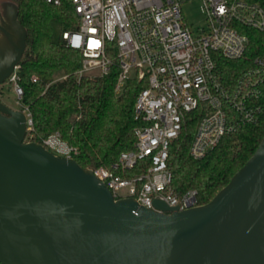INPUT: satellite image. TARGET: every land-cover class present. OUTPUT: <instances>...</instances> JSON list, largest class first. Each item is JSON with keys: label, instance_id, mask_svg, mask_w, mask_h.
<instances>
[{"label": "built area", "instance_id": "2783aa9c", "mask_svg": "<svg viewBox=\"0 0 264 264\" xmlns=\"http://www.w3.org/2000/svg\"><path fill=\"white\" fill-rule=\"evenodd\" d=\"M186 1L71 0L77 27L61 32L65 45L81 52L78 77L107 75L116 66V93L130 79L142 85L134 102L138 125L133 128V148L121 152L110 167L89 169L115 199L133 197L148 208H154V199L179 210L199 205L195 190L173 191L167 166L170 144L179 136L187 114H200L188 149L190 157L199 160L225 134L256 123L262 109L264 57H255L230 84L221 81L215 57L245 55L249 41L245 30L264 31V0H200L206 26L196 31L183 16ZM18 69L19 64L8 82L13 83L19 110L26 116L24 142H34L31 113L20 103ZM40 144L60 157L73 158L77 153L58 131Z\"/></svg>", "mask_w": 264, "mask_h": 264}, {"label": "water", "instance_id": "95a60500", "mask_svg": "<svg viewBox=\"0 0 264 264\" xmlns=\"http://www.w3.org/2000/svg\"><path fill=\"white\" fill-rule=\"evenodd\" d=\"M10 4L0 86L26 47ZM25 134V114L0 98L1 264H264V136L210 201L179 210L115 199L91 169Z\"/></svg>", "mask_w": 264, "mask_h": 264}, {"label": "trees", "instance_id": "16d2710c", "mask_svg": "<svg viewBox=\"0 0 264 264\" xmlns=\"http://www.w3.org/2000/svg\"><path fill=\"white\" fill-rule=\"evenodd\" d=\"M7 1L15 6L17 19L26 29V47L17 76L22 89L20 103L32 117L33 141L41 143L58 131L77 148L73 159L81 167H110L121 152L133 148V128L138 125L134 102L142 85L130 79L116 93V66L107 75L77 76L82 65L81 52L66 46L61 37L62 31L77 27L78 17L71 0H59V5L46 0ZM261 3L264 5V1ZM55 26L60 30L58 40L54 39ZM245 32L249 41L242 58L226 59L218 54L215 57L216 71L225 84L234 82L255 57H264V31L247 28ZM260 103L262 109L256 123L225 134L220 144L199 160L191 158L188 149L200 114H187L179 136L169 147L167 166L173 191L181 194L195 190L198 204L202 205L229 182L264 136V86ZM139 171L137 167L133 170Z\"/></svg>", "mask_w": 264, "mask_h": 264}, {"label": "rangeland", "instance_id": "374dc122", "mask_svg": "<svg viewBox=\"0 0 264 264\" xmlns=\"http://www.w3.org/2000/svg\"><path fill=\"white\" fill-rule=\"evenodd\" d=\"M182 12L185 18V21L190 26L191 30L196 31L202 27L206 26V19L201 11V1L200 0H189L182 4ZM55 35L54 39L58 40L60 30L55 26ZM59 77V76H57ZM57 79H60L57 78ZM3 94L1 95L2 101L9 107L13 109H19L18 97L14 92L13 83H6L2 85Z\"/></svg>", "mask_w": 264, "mask_h": 264}, {"label": "flooded vegetation", "instance_id": "af4514ba", "mask_svg": "<svg viewBox=\"0 0 264 264\" xmlns=\"http://www.w3.org/2000/svg\"><path fill=\"white\" fill-rule=\"evenodd\" d=\"M10 3L11 2H9L7 0H0V26L3 27V28H8L9 27V15L12 12ZM1 36H2V34H1V31H0V37ZM6 83H8V79L5 81L4 84H6ZM0 94H3L2 88H0ZM0 98H1V95H0ZM1 101H2V98H1Z\"/></svg>", "mask_w": 264, "mask_h": 264}, {"label": "snow or ice", "instance_id": "6c2138e0", "mask_svg": "<svg viewBox=\"0 0 264 264\" xmlns=\"http://www.w3.org/2000/svg\"><path fill=\"white\" fill-rule=\"evenodd\" d=\"M95 43V42H94Z\"/></svg>", "mask_w": 264, "mask_h": 264}]
</instances>
